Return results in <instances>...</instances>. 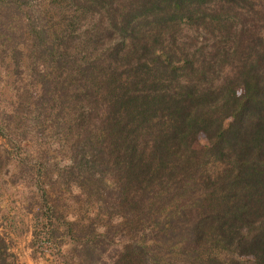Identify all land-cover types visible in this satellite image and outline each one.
I'll return each instance as SVG.
<instances>
[{"label":"rangeland","instance_id":"obj_1","mask_svg":"<svg viewBox=\"0 0 264 264\" xmlns=\"http://www.w3.org/2000/svg\"><path fill=\"white\" fill-rule=\"evenodd\" d=\"M110 2L120 6L111 15L121 27L129 11L142 13L143 0H0V235L17 264H219L230 255L191 234L201 185L188 183L187 200L171 202L157 194L159 185H132L124 196L106 149L107 167L93 174L101 130L82 119L80 94L57 90L67 66L54 63L53 50L93 61L122 40L119 30L110 31ZM263 3L254 0L257 9ZM180 21L147 23L138 36L155 38L178 57L197 53L196 65L205 64L215 86L232 77L233 67L214 55L216 43L230 48L226 32ZM206 143L200 135L195 146ZM201 168L197 182L221 165L207 160Z\"/></svg>","mask_w":264,"mask_h":264},{"label":"trees","instance_id":"obj_2","mask_svg":"<svg viewBox=\"0 0 264 264\" xmlns=\"http://www.w3.org/2000/svg\"><path fill=\"white\" fill-rule=\"evenodd\" d=\"M113 6L106 9L110 31L124 36L102 57L81 61L67 49L52 51L54 63L67 66L65 77L56 78L57 90L79 93L82 119L101 130L93 174L107 167L106 149L124 196L132 185H159L157 194L173 202L190 199L188 183L201 185L193 238L230 255L219 264H243L238 258L264 264V3L257 9L254 0H143L142 13L129 11L122 27L111 15L120 6ZM176 19L208 33L226 32L230 48L216 43L214 55H221V66L233 67L232 77L215 86L205 64L196 65L197 53L178 57L155 38L138 36L142 25ZM200 135L207 143L197 148ZM207 160L221 168L197 182ZM16 262L0 235V264Z\"/></svg>","mask_w":264,"mask_h":264},{"label":"crops","instance_id":"obj_3","mask_svg":"<svg viewBox=\"0 0 264 264\" xmlns=\"http://www.w3.org/2000/svg\"><path fill=\"white\" fill-rule=\"evenodd\" d=\"M21 238H23V239H25V241H26V238H25V236H20ZM27 242H28V239H27ZM21 244H22V241L21 240H18V242L16 243V245L20 248L21 247ZM25 244V243H24ZM24 247V245L21 247V248H23ZM14 248L15 247H12V250H14ZM28 254H30V249L28 250Z\"/></svg>","mask_w":264,"mask_h":264}]
</instances>
